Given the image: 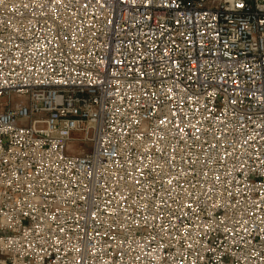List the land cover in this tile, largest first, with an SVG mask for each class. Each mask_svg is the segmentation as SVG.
I'll use <instances>...</instances> for the list:
<instances>
[{
  "label": "built area",
  "instance_id": "obj_1",
  "mask_svg": "<svg viewBox=\"0 0 264 264\" xmlns=\"http://www.w3.org/2000/svg\"><path fill=\"white\" fill-rule=\"evenodd\" d=\"M0 264H264V0H0Z\"/></svg>",
  "mask_w": 264,
  "mask_h": 264
},
{
  "label": "rangeland",
  "instance_id": "obj_2",
  "mask_svg": "<svg viewBox=\"0 0 264 264\" xmlns=\"http://www.w3.org/2000/svg\"><path fill=\"white\" fill-rule=\"evenodd\" d=\"M75 138H79L81 136V134H75ZM73 152H78V151H88L89 150V146L88 145H84V146H80L79 143H73V145L71 146V148Z\"/></svg>",
  "mask_w": 264,
  "mask_h": 264
}]
</instances>
